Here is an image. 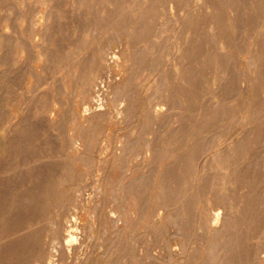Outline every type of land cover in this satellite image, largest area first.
Segmentation results:
<instances>
[{
	"label": "rangeland",
	"instance_id": "1",
	"mask_svg": "<svg viewBox=\"0 0 264 264\" xmlns=\"http://www.w3.org/2000/svg\"><path fill=\"white\" fill-rule=\"evenodd\" d=\"M108 1H110V2H108ZM108 1L107 0H105V1L104 0H84V1L83 0H66V1L65 0H0V174L2 175V176L0 175V178H1L0 179V181H1L0 182V240H1L0 241V259L3 255V253H2L3 247L4 248L8 247L17 239L15 235L12 234V236H11L10 232L4 233V227H3L4 225L3 224L6 223V221L9 218L12 219V220L9 219V222L11 221L10 223H12L14 221L13 218L16 217L17 215H21V216L28 215L29 212L31 213V211H29V210H31L33 208H35V210H37V211L39 210V212L42 210L43 211L40 212L41 214L40 213L38 214L40 217L38 215H36V216H34L35 219H34V217L32 218L34 220L28 219L31 222H26L20 233L22 235H23V233L28 234V231L31 232L30 227H32L33 231H35V230L38 231V229L39 230L43 229L42 231H44V233H43L44 235L42 234L43 236L41 238L44 237V241H42L41 238L39 240H40V243L43 242L42 245L44 244V246L46 248H49L48 247L49 244L47 243L45 245V243L48 241L47 240L48 238L45 237V231L49 230L52 227L51 225L53 224L54 220L57 221L59 219L60 214L63 211L66 210L67 212H72V211L76 210L75 212H77V211L79 212V213L77 212L78 216L83 215L82 216L83 219L81 218V222L84 223L87 227L86 228L87 232L85 230V231H83V233L86 234V236H87L86 239H88V240H86L83 243V245H81V251L86 253L85 261L87 262V264H114L115 261L117 264H121V263L122 264H142V263L143 264H188V262H187L188 257H189L188 251L196 248V245H191V248H189L190 246L187 247V245L185 244V240L183 238H175L171 234H170L169 238H164L162 236V238L158 237L159 239L154 238V240H153L152 236L149 233V228H151L152 225L154 227H160L161 223L163 222V220L159 219L158 216H155L157 214L158 210L160 209L159 196H158L159 191L157 189L158 188V180L157 179L159 177H161L163 173H166L167 170L169 172L173 170L172 176L180 177V175L178 176V174H180V172H178V171L181 170L179 168L181 166V163H180V161L178 162L180 165L177 163V159H178L177 152H178V150H181V148L183 147L182 143L185 141H182L181 143L179 141H176V143H175V139H174V142L171 141L169 143L167 138H170V137L173 138L174 137L173 135H175L174 138H176V136H178V135H176L175 133L183 132L182 130H184L185 128H188V127H186V125H187L186 121L181 122L177 119V118H179L178 114H180V110H181V109H179L180 108L179 102L177 103L178 105H176V107L174 109L169 110V114L166 115L165 118H161V120H158L159 122L155 121L153 123L150 121L147 123V121H146L145 104H146L147 100H149V99L153 100V101L158 100V97L154 95V91L156 90L157 84L160 82V78L162 79V75H160V74H162V71L164 69H167L168 74L170 73V75H169L170 78L174 77L173 78L174 81H172V79H171V81H169L170 79H168L167 81H169L170 84H171V82H173V84L175 85V88H177V86H178L177 82H179L180 80H179V78H177V80H178L177 81L176 77H178V76H174V74L178 75L179 71H180V65L178 62V57L180 56V48H179L180 43H178V42L180 41V39L178 37H177L178 39L175 38V35H177L175 28H177L179 26V22H180L181 18H183L185 16L186 10H181V11H179L181 13L178 12L179 15L176 14L174 17L172 16L171 22H172V26L174 25L175 28L173 27V30H171L172 29L171 28L170 29L171 31L168 30L167 32H165L166 30L163 31V29H161V28H162V26H164V23L169 18L168 16L163 15V14H156L152 18L146 16L147 21L152 20L151 26H154V27H152V30H154V31H152L150 33L152 35L147 34L148 37H150L149 40H151V38H152V41H151L152 43L154 41V43H156V45L161 46V50L159 52H156V54H159V55H157V57L161 62V66L159 67V69H157L158 70V72H157L156 69L155 70L151 69L152 70L151 71L150 67L145 66V65H140L139 63H137L133 59L131 54L133 53L134 50H137V49L141 50V49L147 48V46L151 43V42H149L147 35L146 34L143 35V29H144L145 24L144 25H143V23L139 24V26H137L138 27V29H137L138 31H137L134 29L135 26L137 25L135 23V21L137 18H139V19L142 18V17L140 18V16H142V14L145 13V11H144L145 7L148 8V7L152 6L151 8H155V7H157L158 3L156 1H153V0H140V1L139 0H133V2H132V0H128V1L127 0H124V1L123 0H118V1L117 0H108ZM193 1H194V3H193ZM204 1L205 0H192V4H189V3H191V0H188L189 6L187 7V9L190 8V10L192 9V11H194V10L195 11H197V10L207 11V8H206L207 6L204 5L201 7V5H203ZM246 1L248 2V0H246ZM116 3H118V4L120 3L119 6H118V4L116 5ZM134 3H136V4L134 5ZM155 3H157V4H155ZM107 5L109 8H107ZM190 5H191V7H190ZM114 6H116V7H114ZM123 6H125V7H123ZM120 7L122 9H120ZM106 8H107V10H106ZM49 11H51V12H49ZM8 12H10V14ZM32 12H34V13H32ZM96 12H99V13H96ZM129 12H131V13H129ZM224 13H225V14H223L224 19H225V21H227L229 16H231V13L226 12V11ZM227 13H228V15H227ZM8 15H10V16L8 17ZM135 15H136V17H135ZM165 16H166V18H165ZM178 16H180V17H178ZM88 18H89V20H88ZM164 18H165V20H164ZM173 18H175V20ZM104 19H106V20H104ZM112 21L113 22L115 21L116 23L115 22L114 23L116 25H113L114 23H111ZM10 22H11V24H10ZM52 22H54L53 25H52ZM100 23H101V25L98 26L97 24H100ZM105 25L110 26V27L112 26V30H107V29H111V28L105 27ZM124 25H125V27H128V28L123 27ZM132 25H134V26H132ZM115 26H116V28H115ZM100 27H103L104 29L101 28L102 29V31H101ZM96 28H97V30L99 29V31H97ZM123 28L126 30L125 31L122 30ZM105 29L107 30L106 32H105ZM115 29L116 30L118 29V31H116ZM157 30H159V31H157ZM128 32H130V33L133 32V33L132 34L129 33L130 34L129 35ZM101 33L103 35H101ZM115 33H117V34H115ZM113 34H114V36L116 35L118 38L114 37ZM136 34H137V37H139L138 40L135 37ZM124 35H127L125 37L126 39H123ZM8 37H10L11 40H10V38L8 39ZM142 37H144L145 39L143 40ZM109 38H110V40H109ZM115 38H117V39H115ZM121 38H122V41L124 43H126L125 45H123V42L120 41ZM133 38H135L136 40L134 39V41H133L132 40ZM97 39H98V41H97ZM107 39L109 40V43H107L108 42ZM12 40L14 42H12ZM111 40H113L112 43H111ZM115 40L117 42L120 41V42H118L120 45H118V43ZM22 42L25 46L22 44ZM132 42L136 43V44L133 43L134 47L132 46L133 45ZM147 42H148V44H146ZM171 42L174 44H172ZM157 43H159V44H157ZM108 44L111 46H109ZM102 45H105V47L103 48ZM165 45L167 47L169 45V47L171 49L173 48V50L170 49L171 50L170 51L169 47H168V49L164 50L163 48ZM97 46H98V48H97ZM120 46L122 47L123 50L121 49ZM130 46H132L131 47L132 49L129 48ZM78 47L81 50H79ZM109 47H111V49ZM77 48H78V50H76ZM99 48H101L100 49L101 51L99 50ZM105 48H108L111 51H117V50H118V52L122 51L124 54H126V55H124V57H126V58H124V57H123L124 59L121 58V62L118 65H116V64H109L108 65L107 63H109V62H107V60H106L107 58L105 59V56H106V51H109V50H107V49L104 50ZM96 49H98V50H96ZM174 50H176V51H174ZM99 51H100V54L98 53ZM166 51H168L170 53H168ZM160 52H164V53L161 54ZM101 53H103V54L101 55ZM127 54H128V56H127ZM172 54L175 57L172 56ZM88 56H90L91 58H94V57L95 58H94V60H92L91 58H88ZM129 56H131V57H129ZM97 58H99V61L101 60L99 62L100 66L98 64V70H100V71H98L97 67H96L98 62H95V59H96V61H98ZM181 58H182L181 59L182 61L184 60L187 63V60H185V58H183V57H181ZM68 59H71V60L69 61ZM63 60H64V62H63ZM122 61H124V62H122ZM236 61L238 62V64H236V67L237 66L240 67L243 65V63L245 61V57L242 54L237 55ZM89 62L90 63L93 62L96 64L94 66H91L93 63H91V65H90V64H88ZM63 63H65V64H63ZM103 63H104L103 68L105 69L104 71L101 69L102 68L101 66ZM105 66H106V68H105ZM108 66H110V68ZM63 67H65V68H63ZM75 67H77V68L75 69ZM107 67L112 71H110ZM238 67H237V69H238ZM84 68H85V70H84V72H82V70ZM146 68H147V70H144ZM135 69H138L139 71L135 70ZM77 70L78 71L80 70V73H78ZM107 70L110 72L108 73ZM56 71L57 72L59 71L60 73L59 72L57 73ZM97 71L99 72L97 74V75H99L98 77H101L103 79L96 77ZM101 71H103L102 72L103 75L106 74L105 78H107V79H105L103 77V75L100 74ZM131 71H134V72H131ZM171 71H173V73ZM75 73H77V75ZM134 73H138V74L135 75ZM89 74H90V77H89ZM5 75H6V77H5ZM82 75H83V78H82ZM92 75H93V77H91ZM100 75H102V76H100ZM75 76H78V77L80 76L81 79L79 80L80 77L78 78ZM94 77H96L98 79H96V78L93 79ZM84 78L86 80L85 83L83 80ZM126 78L130 79L128 81L129 83L125 82ZM91 79H92V81H91ZM18 80H19V84L21 82L20 85L23 84L22 86H20L18 84ZM98 80H99V82H98ZM108 80H110V81H108ZM114 80L117 81L116 85H114L115 84ZM175 80H176V82H175ZM37 81L40 84H38ZM55 81L58 83H56ZM162 81L163 80H161V82ZM100 82H102V83H100ZM111 82L113 83V86H110L112 84ZM13 83H14V85H12ZM106 83L108 86L106 85ZM82 84L84 87L82 86ZM95 84L99 85L97 87L106 86L105 89L109 92L108 97L110 99H107L105 101V104H108V105H106V106L104 105L102 108L103 110L101 111V112L105 113V115L108 114V116H105V115L104 116L103 115L98 116L95 114L96 112L92 108L94 101H96V103H97L98 101L103 100V95L100 93H99L100 95L99 94L96 95L95 99L93 98V95H94L93 88H94ZM129 84H130V86H133V87H130L132 90L130 88H128L129 86H127V85H129ZM209 84L211 86H213V80L210 81ZM61 85L64 88H62ZM58 86H61L60 89ZM120 86H121V88L123 86L124 89H121ZM197 86H198V84H197ZM85 87H86V89H85ZM111 87L112 88L114 87L113 88L114 90L116 88V90H115L116 92L114 90H112ZM118 87L121 89V91H125V94H126L124 96L125 97V106H127V105L130 106L133 103L135 105L134 104H133L134 106L131 105V107H133V108L130 107V114L129 115H126L123 112L122 115H120L121 116L120 118H118V119L114 118L113 119V117H111V116H113L112 113H114L116 111V109H118L121 106V105H117L120 103L121 99H120V101H118V99L115 98L117 96L116 93L118 92V90H117ZM110 88L112 91L110 90ZM128 89L131 90L130 93H128L129 92ZM57 90H58V92H57ZM72 90H74V91H72ZM126 90H128V91L126 92ZM44 91H46V92H44ZM61 91H62V95L60 94ZM89 91L90 92L92 91V92L89 93ZM133 91H135L136 93ZM43 92H44V94H43ZM113 92H115V95L113 94ZM131 92H133L134 94L132 95ZM187 93H189V91ZM130 95L133 97H131ZM134 95H136V96H134ZM152 95H154V97H152ZM32 97H34V98H32ZM118 97L122 98L123 96L119 95ZM129 97L133 98V99H130ZM81 98H82V100H81ZM100 98H101V100H100ZM113 98H115V100ZM134 99H135V101H134ZM35 100H36V102H35ZM176 100H178V99H176ZM208 100L209 99H207V98H204L202 96H198V98H195L194 101L192 102L193 104L190 102L191 104L187 103L189 105L186 104V106H189L190 113L192 114V112L194 113V111H199V108L202 105H204L205 103H207ZM126 101L127 102L129 101L128 102L129 104ZM227 101H228V104H230V106H236L237 105L236 104V102H237L236 96L228 97ZM44 102H46V105H44ZM116 102H117V104H116ZM66 106H67V108H66ZM85 107L88 108V110L84 109ZM68 113L69 114L71 113L70 114L71 116L70 115L68 116ZM94 115H95V117H92ZM38 116H40V117H38ZM126 120L128 121V123H126ZM26 121H27V123H26ZM121 121L122 122L124 121V122L122 123ZM116 122H118V123H116ZM145 124H147V125H145ZM178 125H180V126H178ZM99 127H101V128H99ZM151 128H152V130H151ZM25 129L27 132L25 131ZM188 129H190V128H188ZM89 130L92 133L89 132ZM186 130L187 129H185L184 131H186ZM82 131L84 132V134H82ZM151 131H152V134H150ZM94 132H96V133H94ZM153 132L155 134L159 133L158 135H156L157 137L155 136L156 138L154 137ZM127 134H128V136L126 137ZM151 135H152V137H151ZM159 135H160V137H159ZM138 136H139V138H136ZM149 137L150 138L154 137L156 139V141L154 138L149 139ZM210 137L209 138L211 141L212 135ZM146 139H147V141H146ZM164 139L166 142H163ZM88 140H89V143H88ZM142 140H143V142H142ZM151 141L154 143H152ZM129 143H130L131 147L134 148V151L125 150V152H124V149L127 147V145H129ZM140 143H142V144H140ZM146 143H148V144H146ZM164 143H166L165 145L168 144L169 147H168V145L166 147L164 145ZM145 144L147 147L144 146ZM154 144L156 147L154 146ZM160 144H161V146H160ZM216 144L217 145H215V143H214L212 145V147L210 148L211 150L213 149L212 151L210 150L211 153L210 152L206 153L207 155L205 154V155L200 157V159H199V161L201 160L200 163H199V161L196 162V165L199 163V166H201L202 169H204V172L206 171L207 167L204 166L205 163H203V162H205V160H207L208 158L211 159L215 153H217L218 151L221 150V148L229 145V142L224 141V139L222 138V139L217 140ZM57 145H59V147ZM68 145H70V146H68ZM263 145H264V142H263ZM263 145L261 147H262V150L264 151ZM151 146H154L153 148L157 149L158 151L157 150L151 151L150 149H153ZM164 146H165V148H167V150L165 149L166 151H170L169 155H166L167 154L166 151H165L166 153L164 151H162L163 150L162 147L164 148ZM68 147L70 149H68ZM23 148H24V150H23ZM147 148L148 149L150 148V149L147 150ZM174 150L176 151V153L174 152ZM99 151H100V153H99ZM171 151L175 155H173L171 153ZM69 152H70V154H69ZM162 152H164L165 154L164 153L162 154ZM54 153H56V154H54ZM84 154L86 156H89L87 160L83 159ZM170 154H172V156ZM73 155L75 156L74 162L76 161L77 163L73 162V158H72V157H74ZM67 156L68 157L72 156V157H70L68 159ZM65 158H66V161L63 163V160H65ZM202 159H203V161H202ZM46 160H47V162H46ZM54 160L56 163L54 162ZM67 160H69V161L67 162ZM86 161L87 162L89 161V162L86 163ZM171 162H172V165L174 164V167L171 165ZM42 163H45V164H42ZM66 163H68V164L70 163L72 165V167L75 169V173H73L74 172L73 168L72 167L70 168L71 165L70 164L68 165ZM124 163H126V166L124 165ZM169 163H170L172 168L169 166ZM62 164H63V168H62ZM73 164H74V166H73ZM89 164H90V167L88 166ZM208 164H209V162H208ZM64 165H66V166L68 165V167L70 168V170L72 172V176L70 177V179L72 181L69 180L71 183L67 181L68 178L64 179L62 177L63 176L62 171L64 170V167H66ZM152 165H154V166H152ZM175 165H179V166H175ZM167 166H169V169ZM215 166H216V168H215ZM215 166H212V167H214L213 169H217V170L222 169L220 164H216ZM217 166H218V168H217ZM31 167H32V169H31ZM108 167H111V169ZM126 167H127V169H126ZM165 167H166V169H165ZM201 167H198V165L196 167H194L195 168V169H193L194 172L191 173V176L189 175V178H187V183L185 184L186 187L184 190L185 193H187V194L189 193V195L191 193H196L198 180H197V176L195 174H197L196 173L197 169H198V171H199V169H200V171H203L201 169ZM151 168H153V169L151 170ZM178 168H179V170H178ZM170 169H172V170H170ZM175 170H176V172H175ZM31 173H33V174H31ZM149 173L151 174V176ZM155 173H156V175H155ZM174 173H175V175H174ZM157 174H158V176H157ZM92 175H93V177H92ZM142 175L143 176L147 175L149 177V178L147 177L148 178L147 179L148 183L146 184L147 186L144 185L141 188H139V190H138V191H140L139 193L137 192V193L132 194L131 192H129L126 189L127 184L132 179L137 178V177H142ZM132 177H134V178H132ZM73 178H75V179L73 180ZM123 178H124V180H123ZM155 178L157 181L155 180ZM8 179H10V180H8ZM61 179H63V181ZM149 179L151 180V183H149L150 182ZM61 181L64 183H62ZM96 182H98V183H96ZM194 182L195 183L197 182L196 183L197 185ZM119 183H120V187H119ZM190 183H193V184H190ZM188 184L190 185V187H188ZM52 185H54V186H52ZM148 185L150 188L148 187ZM46 186H48V187H46ZM87 186H88V188H87ZM14 187H15V189H14ZM112 188H113V190H112ZM116 188H117V193H116ZM118 188H120V190H118ZM96 189H98V190H96ZM259 189L261 190V192L264 191V188H259ZM92 190H94L93 193H92ZM126 192H128V194ZM114 193H116V194H114ZM209 194L211 196L208 195L206 192L207 196H203L202 199L199 198L200 200L198 202L200 204L197 202L198 203L197 208L199 207L197 209V220L200 219L205 224H209L211 221V218H212L213 204L211 203L212 199H210L212 197V194L211 193H209ZM144 195H146V196L144 197ZM202 195H203V193H201V196ZM204 195H205V192H204ZM79 196H80V198H79ZM139 196L144 197V200L147 202L146 203L144 201V204L142 207V208L145 207L146 211H144V209L142 210L144 212L145 216H143L142 217L143 219L140 221V223L137 226H135L134 233H136V234L141 233L140 235L143 236V234H144L145 236L142 237L143 242H142V240H140L141 243L140 242L138 244L136 243L138 247L137 246L134 247L136 244L133 243V244H135V245H133L135 255L134 254L132 255L130 253V248L127 246V243H129V240L127 239V233L132 231L131 224H130L131 221L135 220L139 217L138 216L139 211H138L137 205L135 203L138 200ZM204 197H206V199ZM76 198H78V199H76ZM114 198H115V201H114ZM90 199H91V202H90ZM77 200L78 201L79 200L86 201V203L84 201L82 202V203H85L86 205L85 204H82V205L84 206V208H86L89 205L87 207V211H89V212L84 211L85 209L81 205V202L80 201L78 202ZM92 200H94V201H92ZM236 200L238 202L239 198L237 197ZM25 201H27V202H25ZM74 201H75V203H74ZM112 201L114 204L112 203ZM87 203H88V205H87ZM68 204H70L69 206H71V207H69ZM74 204H77V205L72 206ZM65 206L68 207V210H67V207L65 208ZM103 206H104V208H103ZM155 206H157V207H155ZM95 207L96 208L99 207V208L96 209ZM89 208L91 210H89ZM136 208H137V210H136ZM99 209L101 210V212ZM94 211L102 214L101 220L98 221V218L96 217L97 214L94 213ZM112 212L115 213V216L118 219L117 220L118 222H116V224L114 223L115 229L113 228L114 226L110 224L111 222H109V214ZM88 213H90V214H88ZM91 215H93L94 217L97 218L96 224L93 223L92 228H91V223L94 222L95 220H92L91 222L89 221L90 218L91 219L93 218V216H91ZM117 215H119V216H117ZM4 217H5V219H4ZM6 217H9V218H7V220H6ZM28 217H31V215ZM37 217H39V218H37ZM48 217H49V219H47ZM57 217H58V219H56ZM84 219H86V220H84ZM2 221H5V222H2ZM97 222L99 224H97ZM100 222H102L101 226H100ZM33 223L36 225L35 228H34ZM89 224H90V226H89ZM263 224H264V220H263ZM99 226H100V228H102L104 226L102 228L103 230L97 228ZM36 227H38V228H36ZM105 227H106V229H105ZM118 228L122 229V230H119ZM104 229H105V232H104ZM262 229H263L262 232H264V225H263ZM92 230H94V231H92ZM116 232H119L120 234L116 233ZM207 232L205 230H198V236L200 237L198 240L199 241V245H198L199 247L198 248H200V252H201V250L204 251V253H203L204 255H206L204 245L206 244L207 241L209 242V240L211 239V234L207 233ZM18 235L20 236L19 232H18ZM21 236L19 238H22ZM254 236L252 238V241L250 239V242L252 243L251 250L256 251V247H257V249H258L257 253H259V255L258 254L257 255H258V257L261 256L263 260H261V258H257V260H256L255 257H254V259L256 261L254 259H252V257L254 256L255 253L251 254L253 256H251L250 259H252L251 261H253L252 262L253 264H264V258H263L264 257V249H262V247H264V246H261V245H264V238H263L264 233L262 235L263 237H261V238L257 237V236L254 237ZM115 237L122 240V241H120L121 243H119V242L118 243H112L113 238H115ZM160 239H161V241H160ZM108 240H110V242ZM145 241H146V243H145ZM158 241H160V242H158ZM167 242L169 245L165 246V244H167ZM175 242L178 244L177 246H174ZM202 242L203 243L205 242V244H203ZM5 243H7V244H5ZM159 243L161 246L159 245ZM4 245H6V246H4ZM142 245H143V247H142ZM200 245H202V246H200ZM207 245L208 244H206V247H207ZM255 245H256V247H255ZM163 246H165V247H163ZM126 247H127V249H126ZM168 247H169V249H168ZM202 247H203V249H201ZM135 248H138L139 252H137L136 251L137 249L135 250ZM239 251L240 250H237L235 252L238 255L236 254L234 258H236L237 264H238V262H239V264L240 263L244 264L246 262V259H248L249 257L248 258L243 257V255H242L243 253L240 254ZM120 253H122V254L124 253V254L122 255ZM142 253L145 254L146 256H144ZM136 254H137V256H136ZM138 255H140V256H138ZM257 255L255 254V256H257ZM86 257L87 258L89 257V258L87 259ZM136 257H137V259H136ZM127 258H129V259H127ZM130 258H132V259H130ZM142 259H143V261H142ZM156 259H157V261H156ZM240 261H242V262H240ZM195 263L199 264L200 261L199 262L197 261Z\"/></svg>",
	"mask_w": 264,
	"mask_h": 264
},
{
	"label": "bare ground",
	"instance_id": "2",
	"mask_svg": "<svg viewBox=\"0 0 264 264\" xmlns=\"http://www.w3.org/2000/svg\"><path fill=\"white\" fill-rule=\"evenodd\" d=\"M153 1H156L158 3L157 7H155V8H151L152 6H150L148 8L145 7V10H144L145 13L142 14V16H140V18L142 17L143 19L142 18L141 19L137 18L136 21H135V23L137 24V25L135 24L136 25L135 28H134L135 30L138 29L137 26H139V24H141V23H143V25L145 24L144 29H143V35L144 34H146V35L148 34L149 35L152 31H154V30H152V27H154V26H151L152 20L147 21L146 16H148L150 18L154 17L156 14H163V15L168 16L169 18L167 17L168 19L164 23V26H162V28H161V29H163V31L166 30L165 32H167L171 28H172L171 30H173V27L175 28L174 25L172 26V22H171L172 16L174 17L176 14L179 15V13H181L179 11H181V10H186V14H185V16L183 18H181V20L179 22V26L177 28H175L176 29V34H177V35H175V38L178 37L180 39V41L178 42V43H180V46H179V48H180V56L178 57V62H179V65H180V71H179L178 75L174 74V76H178V77H176V80H177V78H179V80H180L179 82H177L178 86H177V88H175V85L173 84V82H171V84L173 86L169 83V81H171V79H172V81H174L173 80L174 77L170 78L169 77L170 73L168 74L167 69H164L162 71V74H160V75H162V79L160 78V82L157 84L156 90L154 91V95L158 97V100L157 101H153V100H150L148 98L149 100H147V102L145 104L146 115L145 114L144 115L146 117L147 123L149 121L152 122V123L155 122V121L159 122L158 120H161V118H165V116L169 114V110L174 109L176 107V105H178L177 103L179 102V107H180L179 109H181V110H180V114H178L179 118H177V119L179 121H181V122L182 121H184V122L186 121V123H187L186 127L190 128V129L185 128L187 130L184 131L185 129L183 128L184 129V130H182L183 132L175 133L176 135H178V136H176V138H174L175 135H173L174 136L173 138L172 137L167 138L169 143L171 141L174 142V139H175V143H176V141H179L180 143L182 141L186 142V143L185 142L182 143L183 147L181 148V150H178V152H177V154H178L177 163L179 161L181 163V166L179 167L181 170L178 171V172H180V174H178V176L180 175V177L172 176L173 170L170 169L172 171L169 172L167 170L166 173H163L162 176L157 179L158 180V188L157 189L159 191V195L158 196H159L160 209L158 210V212H157V214L155 216H158L159 219L163 220V222L161 223L160 227H154L152 225L153 227L151 226V228H149V233L152 236L153 240H154V238L159 239L158 237L162 238V236L164 238H169L170 234H171L175 238H183L185 240V244L187 245V247L190 246L189 248H191V245H196V248L188 251L189 252V257H188V261H187L188 264H194L197 261L198 262L200 261L199 264H237L236 258H234L235 255L237 254V253H235L237 250H240L239 251L240 254L243 253L242 254L243 257H245V258L249 257L248 259H246V262L244 264H251L253 262L251 260L254 259V257L256 258V260H257V258H261V260H263L261 256L258 257L259 253H257L258 249H257L256 245H255L256 251L255 250H251L252 243L250 242V239L252 241V238H253L254 235L261 238V237H263L262 235L264 233V232H262V230H263L262 227L264 225L263 224V220H264V191L261 192V190L259 189V188H264V151L262 150V147H261L263 145V142H264V0H248L249 3L246 0H205L203 5H201V7L204 6V5L207 6L206 7L207 11H203V10H197V11L194 10V11H192V9L190 10V8L187 9L189 4H192V0H191V3H189V4H188V0H153ZM108 2H110V1H108ZM132 2H133V0H132ZM157 3H155V4H157ZM193 3H194V1H193ZM117 4L118 3H116V5ZM119 4H118V6H119ZM135 4L136 3H134V5ZM114 7H116V6H114ZM123 7H125V6H123ZM190 7H191V5H190ZM107 8H109L108 5H107ZM107 8H106V10H107ZM120 9H122V8L120 7ZM51 11H49V12H51ZM225 11L231 13V16H229V18L227 17L228 18V20L226 19L227 21H225L224 15H223V14H225L224 13ZM8 13L10 14V12H8ZM32 13H34V12H32ZM96 13H99V12H96ZM129 13H131V12H129ZM227 15H228V13H227ZM9 16L10 15H8V17ZM166 16H165V18H166ZM135 17H136V15H135ZM178 17H180V16H178ZM165 18H164V20H165ZM173 19L175 20V18H173ZM88 20H89V18H88ZM104 20H106V19H104ZM114 22L112 21L111 23H114ZM53 23L54 22H52V25H53ZM101 23L97 24V25L100 26ZM115 23L113 25H116ZM10 24H11V22H10ZM132 26H134V25H132ZM105 27L111 28V29H107V30H112V26L110 27V26H106L105 25ZM123 27H125V25ZM101 28L104 29L103 27H100L101 31H102ZM115 28H116V26H115ZM125 28H128V27H125ZM96 30H97V28H96ZM107 30L105 29V32ZM122 30L125 31L126 29L123 28ZM97 31H99V29ZM116 31H118V29ZM157 31H159V30H157ZM117 33H115V34H117ZM129 33L130 32H128V34ZM132 33H130V34H132ZM101 35H103V34L101 33ZM148 35H147V37H148ZM150 35H152V34H150ZM113 36H114V34H113ZM126 36L127 35H124L123 39H126L125 38ZM114 37H117V36L115 35ZM135 37L137 38V40L139 39V37H137V34H136ZM9 38L10 37H8V39ZM117 38H115V39H117ZM142 38H143V40L145 39L144 37H142ZM134 39L135 38H133L132 40L134 41ZM149 39H150V37H148V40ZM10 40H11V38H10ZM109 40H110V38H109ZM109 40H108L107 43H109ZM97 41H98V39H97ZM112 41L113 40H111V43H112ZM120 41H122V38L120 39ZM120 41H118V42H120ZM151 41H152V38H151V40H149V42H151ZM12 42H14V41L12 40ZM135 42H132V44L133 43L136 44ZM22 44H23V42H22ZM125 44L126 43L123 42V45H125ZM134 44L132 45L133 47H134ZM146 44H148V42ZM157 44H159V43H157ZM172 44H174V43H172ZM105 45H102L103 48L105 47ZM118 45H120V44L118 43ZM109 46H111V45H109ZM132 46H130L129 48H131ZM157 46L158 45H156V43H154V41H153V43L151 42L147 46V48L141 49V50L137 49V50H134V51L132 50L133 53L132 54L130 53V54L133 57V59L137 63H139L140 65L148 66V67H150V70L151 69H154V70L156 69L157 70L161 66V62H160V60L157 57V55H159V54H156V52H159L161 50V46H158V47ZM168 47H169V45H168ZM168 47L165 45L163 49L164 50L168 49ZM78 48L76 50H78ZM97 48H98V46H97ZM109 48L111 49V47H109ZM100 49L101 48H99V50ZM106 49L109 50V51H106V56H105V59L107 58L106 60H107V62H109V63H107L108 65L109 64L118 65L121 62V58L122 59L126 58V57H124V55H126V54H124L120 50H119L120 52H118V50L117 51H111L108 48H105L104 50H106ZM121 49H122V47H121ZM170 49L171 48L169 47V50ZM79 50H81V49L79 48ZM96 50H98V49H96ZM171 50H173V48ZM100 51L98 52L99 54H100ZM174 51H176V50H174ZM166 52H168V51H166ZM103 53H101V55ZM160 53L162 54L164 52H160ZM168 53H170V52H168ZM241 54L245 57V61H244L242 66H240V67L237 66L238 67V69H237L236 64H238V62L236 61V56L237 55H241ZM127 56H128V54H127ZM131 56H129V57H131ZM172 56H174V55L172 54ZM181 57L185 58V60H187V63L184 60L182 61ZM88 58H91V57L88 56ZM94 58H91V59L94 60ZM71 59H68V60L70 61ZM97 59H98V61H96V59H95V62H98L97 65H96L97 70H98V64H99V62L101 60L99 61V58H97ZM63 62H64V60H63ZM122 62H124V61H122ZM91 63H93V62H91ZM91 63L89 62L88 64L91 65ZM63 64H65V63H63ZM95 64L96 63H93L91 66H94ZM103 65H104V63L102 64V66H101L102 68L101 69L104 71L105 69L103 68ZM99 66H100V64H99ZM108 67L110 68V66H108ZM63 68H65V67H63ZM76 68L77 67H75V69ZM105 68H106V66H105ZM80 70L79 71L77 70L78 73H80ZM84 70H85V68L82 70V72H84ZM135 70H138V69H135ZM144 70H147V68L144 69ZM98 71H100V70H98ZM98 71H97L96 75L99 73ZM103 71H101L100 74H102ZM110 71H112V70H110ZM110 71H108V73ZM134 71H131V72H134ZM157 72H158V70H157ZM171 72L173 73V71H171ZM138 73H134V74L136 75ZM75 74L77 75V73H75ZM93 75L91 77H93ZM102 75H100V76H102ZM105 75L106 74L103 75L104 78H105ZM98 76L99 75H97L96 77H98ZM5 77H6V75H5ZM75 77H78V76H75ZM89 77H90V74H89ZM96 77H94L93 79H95ZM82 78H83V75H82ZM85 78L83 79L84 83L86 81ZM98 78H101V77H98ZM98 78H96V79H98ZM80 79H81V77L79 78V80ZM101 79H103V78H101ZM105 79H107V78H105ZM127 79L128 78H126V80ZM168 79H170V80L167 81ZM126 80H125V82L129 83L128 81L130 79H128L127 81ZM161 80H163V81L161 82ZM176 80H175V82H176ZM212 80H213V86H211L209 84L210 81H212ZM91 81H92V79H91ZM108 81H110V80H108ZM98 82H99V80H98ZM102 82H100V83H102ZM116 82L117 81L114 82L115 83L114 85H116ZM56 83H58V82H56ZM107 83H106V85H107ZM18 84H19V80H18ZM20 84H21V82H20ZM38 84H40V83L38 82ZM130 84L127 85V86H129L128 88L133 87V86H130ZM197 84H198V86H197ZM12 85H14V83ZM22 85H20V86H22ZM61 86H58L59 89H60ZM82 86H83V84H82ZM97 86H99V85L95 84V86L93 88V93H94L93 98L95 99L96 95L100 93V94L103 95V100L102 101H98L97 103H96V101H94V104H93L92 108L96 112L95 113L96 115H98V116L99 115H103L104 116L105 113H103L101 111L103 110L102 108H103L104 105L105 106L108 105V104H105V101L107 99H110L108 97V93L109 92L105 89L106 86H100V87H97ZM110 86H113V83ZM62 88H64V87L62 86ZM111 88H110V90H111ZM113 88H112V90H114ZM120 88H121V86H120ZM120 88L118 87V89H117L118 92L116 93L117 96L116 97L114 96V97L116 99H118V101H120V99H121V101H120L121 104L120 103L117 104L118 101L116 102L117 105H121V106L118 109H116V111L114 113H112L113 116H111V117H113V119L114 118H117V119L120 118L121 117L120 115H122L123 112L126 115H129L130 114V107H131V105L134 104L133 103L130 106L129 105L125 106V97L124 96L126 94H125V91H121V89H124L123 86H122L121 89ZM85 89H86V87H85ZM115 90H116V88H115ZM128 90H126V92ZM131 90H129L128 93H130ZM72 91H74V90H72ZM186 91L187 92L189 91V93H187ZM44 92H46V91H44ZM44 92H43V94H44ZM57 92H58V90H57ZM91 92L89 91V93H91ZM115 92H113L114 95H115ZM133 92H135V91H133ZM133 92H131L132 95L134 94ZM60 94L62 95V91H61ZM119 95H122L123 97L119 98L118 97ZM154 95H152V97H154ZM134 96H136V95H134ZM198 96H202V97L207 98L209 100L204 105L201 104L202 106L199 108V111H194V113L191 111L192 114H193L192 115L190 113L189 106H186V104L187 103L191 104L194 101L195 98H198ZM234 96H236V100H237L236 104L237 105L236 106H230V104H228L227 98L228 97H234ZM131 97H133V96H131ZM32 98H34V97H32ZM115 98H113V99L115 100ZM130 99H133V98H130ZM176 99H178L179 101L176 100ZM81 100H82V98H81ZM100 100H101V98H100ZM134 101H135V99H134ZM35 102H36V100H35ZM189 104H187V105H189ZM44 105H46V102H44ZM67 106H66V108H67ZM131 108H133V107H131ZM84 109L88 110V108H86V107ZM70 114L68 113V116ZM105 116H108V114H106ZM38 117H40V116H38ZM92 117H95V115L92 116ZM26 123H27V121H26ZM116 123H118V122H116ZM126 123H128L127 120H126ZM145 125H147V124H145ZM178 126H180V125H178ZM99 128H101V127H99ZM26 129H25V131H26ZM151 130H152V128H151ZM83 131H82V134H84ZM89 132H91V131L89 130ZM94 133H96V132H94ZM150 134H152V131L150 132ZM153 134H154V137H155L159 133L155 134L153 132ZM211 135H212V140L210 141V138H211L210 136ZM127 136H128V134L126 135V137ZM151 137H152V135H151ZM159 137H160V135H159ZM136 138H139V136L136 137ZM153 138L149 137V139H153ZM222 138L224 139V141H228L229 145L224 146L223 148H221V150L218 151L217 153H215L211 159L210 158H208V159L206 158L207 160H205V162H203V163H205L204 166L207 167L208 169L206 168V171L204 172V169H202V167L199 166V163L201 162V160L199 161L200 157L205 155L206 153H209L210 150H211L210 148L212 147V145L214 143H215V145H217L218 143L216 144V141L219 140V139H222ZM89 140H88V143H89ZM146 141H147V139H146ZM155 141H156V139H155ZM142 142H143V140H142ZM163 142H166L165 139L163 140ZM152 143H154V142H152ZM140 144H142V143H140ZM146 144H148V143H146ZM146 144L144 146H146ZM161 144H160V146H161ZM165 144L166 143H164V145ZM167 145H165V146L167 147ZM57 146L59 147V145H57ZM68 146H70V145H68ZM154 146H155V144H154ZM154 146H151V147L153 148ZM165 146H164V148L162 147V149H163L162 151H164V152L167 150V148H165ZM168 147H169V145H168ZM68 149H70V148L68 147ZM149 149L147 148V150H149ZM23 150H24V148H23ZM125 150L134 151V148L131 147V145L129 143V145H127V147L124 149V152H125ZM150 150L151 151H155L157 149L153 148V149H150ZM164 152H162V154ZM166 152H167L166 155H169L170 151H166ZM174 152L176 153L175 150H174ZM99 153H100V151H99ZM171 153L173 154L172 151H171ZM54 154H56V153H54ZM69 154H70V152H69ZM172 154H170V155L172 156ZM173 155H175V154H173ZM70 157H72V156H69L68 159ZM83 157H84L83 158L84 160H87L89 156H86L84 154ZM72 158H73V162H74L75 156L72 157ZM65 161H66V158H65V160H63V163ZM68 161L69 160H67V162ZM197 161H199V163L197 164L198 167H201V169L203 171H200V169H199V171H198V169H197V171L195 170L196 173H197L195 175L197 176L198 185L196 184L197 182L196 183L194 182V183L197 185V191H196V193H191L189 195V193L187 194V193L184 192L185 187H186L185 184L187 183V178H189V175L191 176V173L194 172L193 169H195L194 167L197 166L196 165ZM202 161H203V159H202ZM46 162H47V160H46ZM54 162H55V160H54ZM88 162L86 161V163H88ZM208 162H209V164H208ZM42 164H45V163H42ZM66 164H68V163H66ZM216 164H220L222 169H220V170L213 169L214 167H212V166H215ZM68 165L67 166L64 165L66 167H64V170L62 171L63 176L62 175L61 176L64 179L68 178V180L67 179L66 180L68 182H70L69 180H71L70 177L72 176V172H71L70 168L72 167V165L70 164L71 165L70 168L68 167ZM124 165L126 166V163H124ZM171 165H172V162H171ZM171 165L169 163L170 167H171ZM179 165H175V166H179ZM73 166H74V164H73ZM88 166L90 167V164ZM152 166H154V165H152ZM169 166H167L168 169H169ZM172 166L174 167V164ZM62 168H63V164H62ZM108 168L111 169V167H108ZM179 168H178V170H179ZM215 168H216V166H215ZM217 168H218V166H217ZM31 169H32V167H31ZM126 169H127V167H126ZM152 169L153 168H151V170ZM165 169H166V167H165ZM73 170H74L73 173H75V169L74 168H73ZM175 172H176V170H175ZM31 174H33V173H31ZM155 175H156V173H155ZM174 175H175V173H174ZM150 176H151V174H150ZM157 176H158V174H157ZM92 177H93V175H92ZM147 177H148L147 175H144V176L142 175V177H137V178L132 177L134 179H132V180L130 179L131 181L127 184L126 189L129 192H131L132 194L133 193H137V192L139 193L140 192V191H138L139 188H141L142 186H144V185H146L148 183L147 179L149 177L148 178ZM74 179L75 178H73V180ZM8 180H10V179H8ZM61 180L63 181V179H61ZM123 180H124V178H123ZM155 180H156V178H155ZM62 183H64V182H62ZM96 183H98V182H96ZM149 183H151V180H150ZM190 184H193V183H190ZM52 186H54V185H52ZM46 187H48V186H46ZM119 187H120V183H119ZM148 187H149V185H148ZM188 187H190L189 184H188ZM87 188H88V186H87ZM14 189H15V187H14ZM94 190H92V193H93ZM96 190H98V189H96ZM112 190H113V188H112ZM118 190H120V188H118ZM204 192H205V195H204ZM206 192H207L208 195H210L209 193H211L212 197H213V198L212 197L210 198V199H212L211 203L213 204V210H212L211 221H210V223L208 222L209 224L203 223L200 219L197 220V209L199 208V207L197 208V205L199 203L198 201L200 200L199 198L202 199L203 196H207ZM116 193H117V188H116ZM116 193H114V194H116ZM126 193L128 194V192H126ZM201 193H203L202 196H201ZM145 196L146 195H144V197ZM144 197L139 196L138 200L135 202L136 205H137L138 211H139V215L138 216L140 218L138 217L137 219L131 221L130 224H131L132 231L127 233V239L129 240V243H127V246L130 248V253L132 255L134 254L133 245H135L136 243L138 244L140 242V240H142V237L145 236L144 234H143V236L140 235L141 233L140 234L134 233L135 226H137L140 223V221L143 219L142 217L145 216L144 212L142 211L143 209H144V211H146L145 207L142 208L143 204H144V201H145ZM237 197L239 198L238 202L236 200ZM79 198H80V196H79ZM204 198L206 199V197H204ZM76 199H78V198H76ZM79 201L81 202V205L86 203V201H84V200H79ZM83 201L85 203H82ZM92 201H94V200H92ZM114 201H115V198H114ZM25 202H27V201H25ZM90 202H91V199H90ZM74 203H75V201H74ZM112 203H113V201H112ZM69 205L70 204H68V206ZM75 205H77V204H74L72 206H75ZM87 205H88V203H87ZM157 206H155V207H157ZM66 207L67 206H65V208ZM69 207H71V206H69ZM87 207L84 208V206H83V208L85 209V210L84 209L83 210L87 211ZM98 208L99 207H97L96 209H98ZM103 208H104V206H103ZM137 208H136V210H137ZM67 210H68V207H67ZM89 210H91V209L89 208ZM29 211H31V213L29 212L30 214L28 213V215H26V216L17 215L16 217H14L13 218L14 221L12 223H10L11 221L9 222V219H11V218L6 217V220H7V218H9V219L6 221V223L3 224L4 225L3 226L4 227V233H9L10 232L11 236L13 234V235L16 236L17 239L12 244L10 243L11 245H9L6 248H4L2 246L3 247V249H2L3 252L2 251L1 252L3 253V255H2L1 259H0V264H85V263L87 264V262L85 261L86 253L81 251V245H83V243L86 240H88V239H86L87 238L86 234L83 233V231H85L86 228H87L86 225L81 222V218H82L83 215L82 216H78L79 212L78 211H77L78 213L75 212L76 210L72 211V212H67L66 210L63 211L60 214L59 219L57 217L56 219H58V220L57 221L54 220L53 224L51 225L52 227L49 230L45 231V237L48 238L47 239L48 241L47 242L45 241L46 242L45 245L47 243L49 244V246H48L49 248H46L44 246V244L42 245L43 242L40 243V240H39L44 235L43 234L44 231H42L43 229L42 230L38 229V231L37 230L33 231L32 227H30L31 228L30 229L31 232L28 231V234H24L23 233V235H22L20 233L22 231L23 226L25 225V223L26 222H31L28 219H32L34 216L38 215L43 210L39 212V210L37 211V210H35V208H33V209L29 210ZM87 212H89V211H87ZM100 212H101V210H100ZM94 213L97 214L96 217L98 218V221L102 219V214L97 213L96 211H94ZM88 214H90V213H88ZM30 215H31V217H28ZM91 216H93V215H91ZM117 216H119V215H117ZM39 217H37V218H39ZM96 217L93 216V218L92 219L90 218V220H89L90 222L92 220H95L94 222L91 223V228H92V224L93 223L96 224V221H97ZM4 219H5V217H4ZM34 219H35V217H34ZM34 219H32V220H34ZM47 219H49V217ZM84 220H86V219H84ZM117 220L118 219L116 218L114 212L109 214V222H111L110 223L111 225L114 226V223L116 224V222H118ZM2 222H5V221H2ZM101 223L102 222H100V226L102 225ZM97 224H99V223L97 222ZM35 226L36 225L34 224V228H35ZM89 226H90V224H89ZM100 226L97 227V228L102 229L104 227L103 226L102 228H100ZM36 228H38V227H36ZM113 228L115 229V226ZM105 229H106V227H105ZM105 229H104V232H105ZM119 230H122V229H119ZM198 230H205L206 232L208 231L207 233L211 234V239L209 240V242L208 241L206 242V244H208L207 247H206L205 242L204 243L202 242L203 244H205L204 246H205V252H206L205 254L206 255L203 254L204 251L201 250V252H200V248H198L199 247L198 246L199 245V241L198 240L200 238L198 236ZM92 231H94V230H92ZM18 232H19L20 236L22 235L21 236L22 238H19L20 236L18 235ZM86 232H87V230H86ZM116 233H119V232H116ZM41 239H42V241H44V237L41 238ZM108 241L110 242V240H108ZM120 241H122V240H120L119 238L115 237V238H113L112 243H118V242L121 243ZM160 241H161V239H160ZM160 241H158V242H160ZM142 242H143V240H142ZM133 243H135V244H133ZM145 243H146V241H145ZM5 244H7V243H5ZM137 244L134 247H136ZM159 245H160V243H159ZM166 245H169L168 242H167V244H165V246ZM177 245L178 244L175 242L174 246H177ZM4 246H6V245H4ZM165 246H163V247H165ZM200 246H202V245H200ZM261 246H264V245H261ZM142 247H143V245H142ZM126 249H127V247H126ZM168 249H169V247H168ZM201 249H203V247ZM262 249H264V247H262ZM135 250L137 252H139L138 248H135ZM253 253H255L256 255L258 254V255L257 256H255V254H254V256L251 255ZM120 254H122V253H120ZM140 255H138V256H140ZM143 255L146 256L145 254H143ZM136 256H137V254H136ZM251 256H253L252 259H250ZM127 259H129V258H127ZM130 259H132V258H130ZM136 259H137V257H136ZM142 261H143V259H142ZM156 261H157V259H156ZM240 262H242V261H240ZM114 264H117L116 261L114 262ZM238 264H239V262H238Z\"/></svg>",
	"mask_w": 264,
	"mask_h": 264
}]
</instances>
